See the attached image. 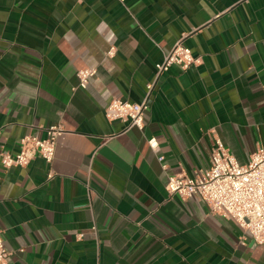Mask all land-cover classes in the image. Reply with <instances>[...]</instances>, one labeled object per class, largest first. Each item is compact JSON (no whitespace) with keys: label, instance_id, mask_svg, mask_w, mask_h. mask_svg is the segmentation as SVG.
<instances>
[{"label":"crops","instance_id":"1","mask_svg":"<svg viewBox=\"0 0 264 264\" xmlns=\"http://www.w3.org/2000/svg\"><path fill=\"white\" fill-rule=\"evenodd\" d=\"M180 39L199 62L157 79L144 130L123 133L107 106L144 101ZM53 125L51 163L0 160L9 264H264L237 221L167 190L216 139L241 164L264 146V0H0V152Z\"/></svg>","mask_w":264,"mask_h":264},{"label":"built area","instance_id":"2","mask_svg":"<svg viewBox=\"0 0 264 264\" xmlns=\"http://www.w3.org/2000/svg\"><path fill=\"white\" fill-rule=\"evenodd\" d=\"M114 52L115 48L112 47L109 55ZM198 62L199 58L180 39L156 65V79L148 84L147 98L140 103L114 98L105 110L106 118L109 121L119 120L125 123L123 133L133 128L143 131L148 98L157 79L172 65H179L186 70ZM95 73L94 68L80 70L79 87H86L89 78ZM63 131L61 126L53 125L47 129L45 138L34 135L23 137L18 152H0L2 166L6 169L14 166L25 167L37 157L51 163L55 158L58 137ZM148 143L153 150L158 148L156 137L148 138ZM159 161L164 168L167 167L164 156H159ZM52 176L50 173L49 178ZM167 190L182 198H200L212 212L234 219L251 234L256 243L264 245V146L257 149L248 163L241 164L225 144L216 139L210 166L193 177L184 174L169 175ZM10 254L0 230V264H9Z\"/></svg>","mask_w":264,"mask_h":264}]
</instances>
